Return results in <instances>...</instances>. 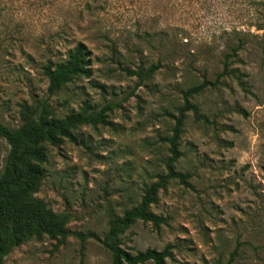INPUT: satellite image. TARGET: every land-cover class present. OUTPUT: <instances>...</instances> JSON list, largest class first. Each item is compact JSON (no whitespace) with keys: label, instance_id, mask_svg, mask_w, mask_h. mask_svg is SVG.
<instances>
[{"label":"rangeland","instance_id":"obj_1","mask_svg":"<svg viewBox=\"0 0 264 264\" xmlns=\"http://www.w3.org/2000/svg\"><path fill=\"white\" fill-rule=\"evenodd\" d=\"M79 42L90 75L50 95L44 66ZM152 65L140 81L135 72ZM220 74L192 98L207 119L189 111L183 128L175 166L189 185L160 191L159 227L138 221L122 234L132 253L169 245L168 264H226L238 247L233 264H264V0H0V121L18 128L23 109L44 100L59 117L107 115L46 144L34 197L71 213L67 239L30 238L3 264H112L100 239L167 172L169 114L186 89ZM9 149L0 135V175Z\"/></svg>","mask_w":264,"mask_h":264},{"label":"trees","instance_id":"obj_2","mask_svg":"<svg viewBox=\"0 0 264 264\" xmlns=\"http://www.w3.org/2000/svg\"><path fill=\"white\" fill-rule=\"evenodd\" d=\"M237 55V49H233ZM91 51L83 42H79L69 54L68 59L60 64L49 63L44 66L45 74L49 78V93L55 94L60 88L78 76H89ZM232 55V54H231ZM230 56H227V58ZM159 68L152 65L144 73L142 67L135 72L140 81L151 76ZM225 71L228 67L225 66ZM224 73V72H223ZM222 74L214 82L204 80L201 84L186 89L183 92V105L177 115L169 114L175 119L172 135L168 138L170 156L166 161L167 172L160 174L144 190L140 201L126 209L122 215L110 218L108 230L100 239L104 248L112 256V264H168L171 246L163 250L146 249L132 253L125 249L120 237L138 221L152 222L159 227L164 218L152 210V205L158 201L162 189L173 179L189 185V173L176 169V163L181 157L180 140L189 111L197 117L206 118L199 114V107L192 102V98L209 86L216 85ZM24 123L18 128H12L0 121V135L10 145L4 169L0 175V264L4 263V256L14 248L20 246L30 238L41 239L48 236L64 242L70 234L69 223L71 213L67 211L55 212L48 207L42 199L35 198L42 180L46 176L43 164L47 161V143L58 145L64 139L74 138L73 130L84 124L106 123L105 110L91 112H72L64 117H59L54 108L46 100L39 106L32 108L27 105L23 109ZM82 240L85 236L80 235ZM238 247L232 252L226 264H233L238 253Z\"/></svg>","mask_w":264,"mask_h":264}]
</instances>
